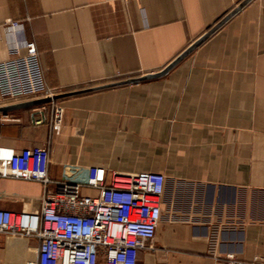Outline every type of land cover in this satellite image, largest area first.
Returning a JSON list of instances; mask_svg holds the SVG:
<instances>
[{
	"label": "crops",
	"instance_id": "1",
	"mask_svg": "<svg viewBox=\"0 0 264 264\" xmlns=\"http://www.w3.org/2000/svg\"><path fill=\"white\" fill-rule=\"evenodd\" d=\"M243 1L0 0V62L34 42L54 97L0 113V146L47 148L55 181L85 182L91 167L163 174L162 218L137 264H264V0L164 77L97 89L160 72ZM42 193L0 179V209L33 211ZM38 244L0 234V264H26Z\"/></svg>",
	"mask_w": 264,
	"mask_h": 264
},
{
	"label": "built area",
	"instance_id": "2",
	"mask_svg": "<svg viewBox=\"0 0 264 264\" xmlns=\"http://www.w3.org/2000/svg\"><path fill=\"white\" fill-rule=\"evenodd\" d=\"M26 54L14 52L0 62V98L20 100L51 98L34 42ZM55 107L54 124L64 110ZM37 124H43L39 119ZM47 148L15 151L0 146V179L15 178L43 186L38 208L30 212L0 209V234L9 238L36 239L26 264H137L139 253L151 249L162 218L166 177L158 172L136 175L91 167L85 182L55 181L49 176ZM96 190L86 195L83 188ZM217 264H258L235 258Z\"/></svg>",
	"mask_w": 264,
	"mask_h": 264
},
{
	"label": "water",
	"instance_id": "3",
	"mask_svg": "<svg viewBox=\"0 0 264 264\" xmlns=\"http://www.w3.org/2000/svg\"><path fill=\"white\" fill-rule=\"evenodd\" d=\"M252 0H244L234 11L228 14L223 20H221L216 26H214L211 30H209L206 34L201 36L196 42H194L189 48H187L182 54H180L173 62H171L166 68L157 73L147 74L141 78H136L132 80H128L121 83H115L108 86H103L97 89H103L107 87H113L124 84H138L143 81L158 79L167 75L170 71H172L175 67H177L186 57L192 54L198 47H200L207 39L210 38L212 34H214L221 26H223L228 20H230L234 15H236L239 11H241L249 2ZM57 99V98H55ZM52 101L51 98L40 99L36 101L21 103L17 105L7 106L4 108H0V113L2 112H10L15 109L24 108L33 105L45 104Z\"/></svg>",
	"mask_w": 264,
	"mask_h": 264
}]
</instances>
